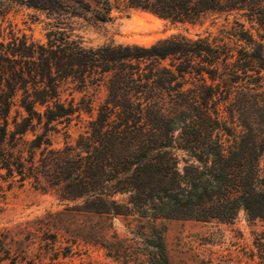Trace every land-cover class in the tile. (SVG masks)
<instances>
[{"label": "trees", "instance_id": "1", "mask_svg": "<svg viewBox=\"0 0 264 264\" xmlns=\"http://www.w3.org/2000/svg\"><path fill=\"white\" fill-rule=\"evenodd\" d=\"M22 1L100 22L134 8L173 25L236 14L250 27L88 46L0 26V180L52 188L72 215L109 222L92 238L123 264H170L162 217L264 218V0ZM84 120L74 143L53 146L52 133ZM118 215L137 220L132 236L113 228Z\"/></svg>", "mask_w": 264, "mask_h": 264}, {"label": "rangeland", "instance_id": "2", "mask_svg": "<svg viewBox=\"0 0 264 264\" xmlns=\"http://www.w3.org/2000/svg\"><path fill=\"white\" fill-rule=\"evenodd\" d=\"M237 19L250 27L244 17L236 14L209 12L196 24L173 25L149 12L123 8L116 10L110 21L100 22L89 13L58 15L29 7L22 0H0L3 28L12 23L16 30L45 42L52 30L62 31L69 39L88 46L150 45L178 33L218 37ZM72 89L71 85L65 92L67 97H71ZM106 95L105 89L99 92L96 108ZM74 96L79 101L83 93L75 91ZM86 128V120L73 121L66 134L64 130L51 134L53 146L74 143ZM66 206L52 188L43 189L29 182L9 187L0 180V255H8L2 264H123L92 238V226L100 230L109 222L101 224L97 217L82 213L72 215ZM157 224L164 229L170 264H264V218H249L243 209L228 222L162 217ZM113 228L122 236H132L137 220L118 215L113 218ZM5 247L10 249L9 254Z\"/></svg>", "mask_w": 264, "mask_h": 264}]
</instances>
